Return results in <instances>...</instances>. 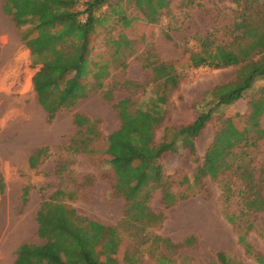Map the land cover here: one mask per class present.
<instances>
[{
  "label": "trees",
  "instance_id": "1",
  "mask_svg": "<svg viewBox=\"0 0 264 264\" xmlns=\"http://www.w3.org/2000/svg\"><path fill=\"white\" fill-rule=\"evenodd\" d=\"M171 2L133 0V12L127 13L120 0H5L3 12L20 30V39L30 52L33 66H40L32 85L47 120L51 122L60 110L95 93H101L111 102L113 92L106 81L113 66L108 57L95 53L97 39L110 23L119 27L118 37H111L109 41L117 56L122 46L130 44L125 33L133 23L156 24ZM233 2L237 9L231 42L221 46L206 38L197 53H185V58L192 69L238 67L235 79L208 91L197 118L188 125L165 127L158 143L156 131L165 124L166 105L179 87L182 75L176 71L175 63L149 61L144 69L151 74L152 96L147 102L141 101V96L135 95L145 94L146 84L124 83L130 93L114 105L119 127L107 137L108 147L103 159L116 176V192L135 182L133 188L123 193L126 204L123 223L131 228L135 225L155 227L163 222V217L148 207V201L157 190H161L162 202L177 203L187 199L186 196L177 199L167 191L173 179L164 175L161 158L166 153L184 149L198 163L195 140L209 123L218 119L220 127L190 182L200 185L206 177L212 180L223 177V204H229L236 197L239 206V213L225 212V219L234 228L245 230L238 235V243L257 264H264V257L253 250L246 238L255 229L246 219L264 213V160L256 162L260 145L264 143L261 123L264 87L249 102V113L242 125L223 116L227 107L243 99L257 81L264 80V0ZM75 123L83 139L78 141L79 146L73 141L74 147L70 146L69 150L89 151L88 147L100 133L95 123L84 118L77 116ZM42 151L39 149L36 154ZM235 184L238 187L233 189ZM25 194L24 191V201ZM64 197L65 193L57 190L42 201L36 222L38 234L45 243L20 245L13 264H139L137 253H153L159 248L158 244H153L150 251L152 245L146 240L132 250L129 244L125 245L116 227L77 215L64 202ZM242 220L246 222L245 227L239 225ZM260 237L264 239L263 234ZM193 238H185L178 245L160 237L156 240L165 248L178 250L190 246ZM156 256L158 264H176L163 255ZM216 261L232 264L223 252L216 254Z\"/></svg>",
  "mask_w": 264,
  "mask_h": 264
},
{
  "label": "rangeland",
  "instance_id": "2",
  "mask_svg": "<svg viewBox=\"0 0 264 264\" xmlns=\"http://www.w3.org/2000/svg\"><path fill=\"white\" fill-rule=\"evenodd\" d=\"M120 1L127 13L133 12V0ZM4 2L0 0V179L3 183L0 264H13L16 249L22 244L45 243L38 234L36 213L42 201L57 190L65 193L64 202L77 215L116 227L125 245L129 244L132 250L146 240L152 245L150 251L153 244H158L159 248L153 253H137L139 264H158L157 254L176 264H217L218 252L226 254L232 264H257L237 241L245 230L234 228L225 219V212L239 213V206L236 197L229 204H223V177L219 180L206 177L200 185L190 182L220 127L218 119L209 123L195 140L198 163L184 149L166 153L161 158L164 175L173 179L167 191L177 199L182 196L187 199L177 203L162 202L161 190H157L148 201V207L163 217V222L155 227L135 225L131 228L123 223L126 208L123 193L133 188L135 182L116 192V176L103 159L108 147L107 137L119 127L114 105L130 93L124 83L146 84V93L135 95L141 96V101L147 102L152 96L151 74L144 69L149 61L175 63L176 71L182 75L179 87L166 105L165 124L156 131L158 143L165 127L188 125L197 118L208 91L235 79L238 67L192 69L185 58V53H197L206 38L221 46L231 42L237 9L233 0H172L156 24L133 23L125 33L130 44L122 46L117 56L109 41L111 37H118L119 27L110 23L97 39L95 53L103 54L112 63L111 75L106 81L113 92L112 101H106L101 93L92 94L60 110L51 122L38 104L32 85L40 66H33L30 52L20 39V30L3 12ZM263 87L264 80L257 81L243 99L223 111V116L242 125L249 113V102ZM77 116L95 123L100 133L88 147L89 151L81 149L79 153L69 150L70 146L74 147L73 141L79 146L78 141L83 139L75 123ZM261 123L264 127V118ZM39 149L43 151L36 154ZM256 156L257 163L264 160V143ZM237 187L235 184L233 189ZM246 220L255 227L247 235V241L264 257V239L260 237L264 235V213ZM245 223L242 220L239 225L245 227ZM189 233L194 237L193 242L178 250L165 248L156 240L160 237L178 245L181 243L173 242L170 237L180 238Z\"/></svg>",
  "mask_w": 264,
  "mask_h": 264
},
{
  "label": "crops",
  "instance_id": "3",
  "mask_svg": "<svg viewBox=\"0 0 264 264\" xmlns=\"http://www.w3.org/2000/svg\"><path fill=\"white\" fill-rule=\"evenodd\" d=\"M192 233H189V234H186V235H183V236H181L180 238H171L170 236V240H172L173 242H182L186 237L187 238H189V237H191L190 235H191ZM189 236V237H188ZM184 238V239H183ZM183 239V240H182Z\"/></svg>",
  "mask_w": 264,
  "mask_h": 264
}]
</instances>
